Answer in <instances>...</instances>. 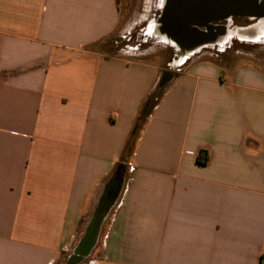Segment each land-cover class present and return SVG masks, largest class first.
<instances>
[{
  "label": "crops",
  "instance_id": "0c3cea01",
  "mask_svg": "<svg viewBox=\"0 0 264 264\" xmlns=\"http://www.w3.org/2000/svg\"><path fill=\"white\" fill-rule=\"evenodd\" d=\"M120 21L117 0H0V264H61L107 218L97 264H264V62L205 56L158 87L107 47Z\"/></svg>",
  "mask_w": 264,
  "mask_h": 264
},
{
  "label": "rangeland",
  "instance_id": "374dc122",
  "mask_svg": "<svg viewBox=\"0 0 264 264\" xmlns=\"http://www.w3.org/2000/svg\"><path fill=\"white\" fill-rule=\"evenodd\" d=\"M117 1L121 13V21L107 47L119 50L133 59L154 60L160 64L162 71L157 84L158 87L163 83H165V87L169 77H173L189 63L205 56L229 59L232 57L234 59L247 57L256 62H264V34H261L256 39H242L235 32L237 28L255 27V30L251 31V33H261L264 31V18H236L234 21L228 20V22L222 24V26H225L226 33L218 35L219 37L217 36L218 42L216 44H207L183 55L181 48L167 38L166 35L161 34L159 29V19L166 0ZM150 28H153V30L150 31ZM108 220L109 218L102 224L97 243L90 255L85 257L80 264H97L96 261L101 257L103 234ZM81 238L82 235L63 253L61 264L69 262L72 254L75 253L79 246Z\"/></svg>",
  "mask_w": 264,
  "mask_h": 264
},
{
  "label": "water",
  "instance_id": "95a60500",
  "mask_svg": "<svg viewBox=\"0 0 264 264\" xmlns=\"http://www.w3.org/2000/svg\"><path fill=\"white\" fill-rule=\"evenodd\" d=\"M232 18L263 19L264 0H166L159 19V29L182 51L188 49L187 52H191L211 44L216 38L215 30L220 29L224 35L225 26L218 23ZM211 35L215 36L213 40ZM100 226L97 227L98 236ZM67 264L78 263L70 259Z\"/></svg>",
  "mask_w": 264,
  "mask_h": 264
},
{
  "label": "trees",
  "instance_id": "16d2710c",
  "mask_svg": "<svg viewBox=\"0 0 264 264\" xmlns=\"http://www.w3.org/2000/svg\"><path fill=\"white\" fill-rule=\"evenodd\" d=\"M163 94H164V88H161V89L157 88L150 94V96L147 98V100L143 104L141 111L139 112V115L133 126V129L129 135V138L125 144V148H124L122 159H121L122 162L128 161L131 155L133 154V151L135 149L140 133L143 130L144 126L146 125V122L148 118L151 116L156 105L161 100ZM201 157H202L201 155L198 157V161L205 164L207 161L203 160ZM123 166L124 165L120 163L118 166L119 170L122 169Z\"/></svg>",
  "mask_w": 264,
  "mask_h": 264
},
{
  "label": "flooded vegetation",
  "instance_id": "af4514ba",
  "mask_svg": "<svg viewBox=\"0 0 264 264\" xmlns=\"http://www.w3.org/2000/svg\"><path fill=\"white\" fill-rule=\"evenodd\" d=\"M235 19L236 18H232L231 21H234ZM226 22H228V21H222V22H220L218 24L222 25V24H224ZM109 199L111 200L112 197H110ZM110 200H107L106 202H104L103 206L105 207L107 204H109L108 202ZM97 227H98L97 221H94L93 223H91L89 225L88 232L82 237L81 242H80L79 246L77 247L75 253H73L72 256H71V259L73 261H75V263L80 264L85 257H88L90 255L91 251L94 248L93 244H94V242L96 240V237L98 236L97 235L98 234Z\"/></svg>",
  "mask_w": 264,
  "mask_h": 264
},
{
  "label": "bare ground",
  "instance_id": "6f19581e",
  "mask_svg": "<svg viewBox=\"0 0 264 264\" xmlns=\"http://www.w3.org/2000/svg\"><path fill=\"white\" fill-rule=\"evenodd\" d=\"M150 31H152L153 30V28H150L149 29ZM220 30V29H219ZM219 30H215L216 32H215V35H216V38L214 39V37L215 36H212L211 35V40H213L214 39V41H212V43H217L218 42V40H217V36L218 35H222V32H221V30L219 31ZM253 30H255V27H252V28H242V29H240V28H237V30H235V32L238 34V36L239 37H241L242 39H256L257 37H259L261 34H264V31H262L261 33H251V31H253ZM219 37V36H218ZM220 42V41H219ZM211 43V44H212ZM187 50L188 49H183V55H185V54H187ZM217 53V52H216ZM213 54V53H212ZM219 55V54H218ZM104 216V215H103ZM84 249V248H83ZM86 255V254H85ZM79 260V259H78Z\"/></svg>",
  "mask_w": 264,
  "mask_h": 264
},
{
  "label": "built area",
  "instance_id": "2783aa9c",
  "mask_svg": "<svg viewBox=\"0 0 264 264\" xmlns=\"http://www.w3.org/2000/svg\"><path fill=\"white\" fill-rule=\"evenodd\" d=\"M263 262H264V258H263V260H262Z\"/></svg>",
  "mask_w": 264,
  "mask_h": 264
}]
</instances>
